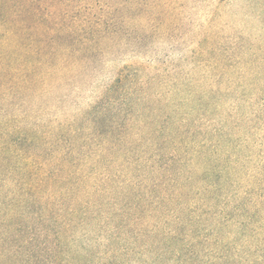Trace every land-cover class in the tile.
I'll use <instances>...</instances> for the list:
<instances>
[{
	"label": "rangeland",
	"instance_id": "rangeland-1",
	"mask_svg": "<svg viewBox=\"0 0 264 264\" xmlns=\"http://www.w3.org/2000/svg\"><path fill=\"white\" fill-rule=\"evenodd\" d=\"M51 3L64 31L45 38L44 51L55 49L24 107L30 123L87 132L100 117V138L137 134L128 130L133 122L143 126L138 134L152 135L143 123L158 114V125L193 132L197 142L228 139L239 123L228 146L237 144L239 194L251 190L264 168V0H45ZM116 165L107 170L117 173ZM179 168L163 165L149 177L139 171L145 180L129 184L99 179L92 197L99 213L119 214L61 216L70 222L59 238L61 261L191 264L189 255L194 264H240L247 250L264 257V235L240 232L235 200L219 188L224 182L191 185ZM69 203L61 199L62 214ZM258 256L244 264H264Z\"/></svg>",
	"mask_w": 264,
	"mask_h": 264
},
{
	"label": "trees",
	"instance_id": "trees-1",
	"mask_svg": "<svg viewBox=\"0 0 264 264\" xmlns=\"http://www.w3.org/2000/svg\"><path fill=\"white\" fill-rule=\"evenodd\" d=\"M53 5L45 0H0V264H64L58 244L62 229L70 227V222L60 220L61 216L74 217L81 211L105 218L119 214L114 210L99 213L101 206L92 199L99 194L95 189L99 179L110 184L119 178L134 183L145 180L144 172L149 177L155 168L171 164H179L176 175L182 182L193 185V180H199L208 186L214 178L224 182L219 188L235 200V223L240 232L246 235L260 230L264 235V168L257 169L251 190L240 195L237 144L228 146L239 123L229 129L228 139L201 142L193 132L167 131L158 125V114L143 123L153 127L152 135L138 134L143 126L133 122L128 130L131 134L137 130V134L100 138V117L87 132L77 125L56 130L30 123L24 107L36 93L31 88L43 83L40 69L55 49L44 51L45 38L64 31L57 26L61 14ZM205 112L209 114L210 107ZM112 164H117V173L107 170ZM101 166L103 174L98 171ZM168 179L175 181L172 175ZM243 196L249 198L246 204ZM61 199L71 200L64 214ZM257 251L240 252V264L258 255L264 263ZM191 258L188 255L186 261L192 264Z\"/></svg>",
	"mask_w": 264,
	"mask_h": 264
}]
</instances>
